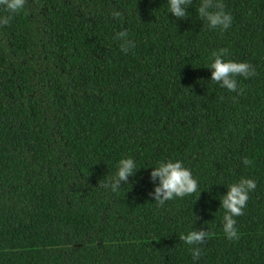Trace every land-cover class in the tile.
Listing matches in <instances>:
<instances>
[{"label": "trees", "instance_id": "16d2710c", "mask_svg": "<svg viewBox=\"0 0 264 264\" xmlns=\"http://www.w3.org/2000/svg\"><path fill=\"white\" fill-rule=\"evenodd\" d=\"M199 3L184 19L167 0L0 7V264H264V0H223L222 32ZM221 49L255 70L239 94L210 80ZM125 157L138 170L112 192ZM166 160L198 191L158 205L149 172ZM241 178L256 188L228 240L219 199ZM200 229L194 261L179 235Z\"/></svg>", "mask_w": 264, "mask_h": 264}, {"label": "clouds", "instance_id": "9594fccd", "mask_svg": "<svg viewBox=\"0 0 264 264\" xmlns=\"http://www.w3.org/2000/svg\"><path fill=\"white\" fill-rule=\"evenodd\" d=\"M25 0H0V7L9 13H16L23 8ZM193 0H167V14L171 13L176 19H184L189 16L188 8ZM196 14L207 24L209 29H218L221 32L227 30L232 24L233 17L225 11L223 0H200L195 9ZM119 16V13H114ZM11 15L0 17V25L9 23ZM114 39L120 41L122 52H128L135 47L134 42L128 38L127 31H119ZM227 55L225 49L213 54L209 65L211 69L210 80L218 83L220 87L229 92L239 94L242 89L237 86V76L248 78L255 74V70L247 62H237L224 57ZM242 164L248 165L247 157L242 158ZM138 170L136 161L132 157H125L118 161L114 176L105 183L104 187L112 192H117L122 185L128 184L129 178ZM149 179L153 182V190L148 195L158 205L175 198H182L198 191V181L192 175L190 169L185 167L180 160L160 161L155 167H151ZM256 188V181L251 178H241L235 183L227 186L225 194L220 196L219 207L224 210L222 231L228 240L238 239L236 219L243 214V209L249 199V193ZM202 190L198 192L200 195ZM210 235L205 229L190 230L182 232L179 239L189 246L192 259L199 260L201 256V245Z\"/></svg>", "mask_w": 264, "mask_h": 264}]
</instances>
